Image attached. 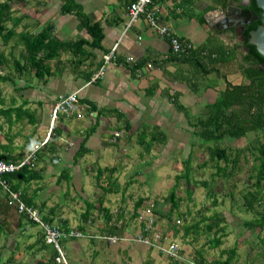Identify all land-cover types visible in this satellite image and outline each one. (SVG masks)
Instances as JSON below:
<instances>
[{
	"label": "rangeland",
	"instance_id": "1",
	"mask_svg": "<svg viewBox=\"0 0 264 264\" xmlns=\"http://www.w3.org/2000/svg\"><path fill=\"white\" fill-rule=\"evenodd\" d=\"M35 2L36 0H22L19 2L10 0L9 5L13 14L18 12V14L26 15L29 8H32L33 5L38 6ZM203 3H209V0H193L192 10L194 12H191L189 8L187 11H183L182 16L186 17L189 13L195 15L197 9ZM41 10L43 9L41 8ZM20 29L18 27L16 31L18 32ZM0 51H3L7 57L9 56L8 53L11 52L14 58H18L21 48L14 45V41L11 40L5 47L0 45ZM4 74L11 76V81L15 83L8 81L0 83V107L17 106L21 103V100L25 99L27 101L26 106H28L26 108L33 112L37 124H40L41 120L45 118L46 130L43 136L39 137V140L35 138L33 142L27 145L26 150L28 151L33 145L44 141L46 138L50 111L46 114L44 111L46 105L48 106L51 103L45 101V96L41 90L40 92L36 91L34 95H31L30 92L28 94L24 90L23 85L29 80L26 79V76L17 77L11 67L0 72V75ZM29 82L30 85L34 86L36 81L31 77ZM203 83L200 79L198 80L196 84L198 93L202 91ZM40 85V82L37 81L36 86ZM15 87L20 90H16ZM205 98L206 101L213 100L214 93L209 91ZM57 119L54 120L53 127L57 125ZM83 123H86V119L76 122L77 125ZM39 124L35 127L27 124L26 120H22L9 130H7L6 125H3L0 142L3 140L4 133H8V135L18 133L21 137L32 135ZM254 137L255 135L252 133H248L246 138L238 140L225 137L220 146L233 151L235 148L240 149L245 146L247 141L250 144L253 143ZM259 138L260 136H257V139ZM135 139L136 136H133L130 141H126L121 136L112 145H102L99 141L98 144L95 143L97 138L93 135L85 143L86 146L91 148V152L78 159L76 164L72 163L71 158H66L67 161L62 160V156L60 164L52 165L48 161L45 165L40 164L39 167L43 170L41 172L42 179L35 183L32 182L29 190H35L38 199L44 202V211L47 212L48 209H53L52 224H58L57 218L66 219L68 227L74 228L81 222L80 214L83 213L86 203L98 207L97 198L99 196L102 198V203L104 202V207H108L112 214H115L120 207L123 210L122 219L127 223L123 238L112 243L106 244L97 234H93L97 226L100 225L101 219H97L93 226H87L83 237L62 240L60 250L65 264H173L167 261L165 256L158 255L155 250L147 252L148 247L133 241L136 235L139 234V226L143 223V216L147 214L146 209H149L151 203L155 201L160 204L166 197L168 190L173 186L175 187V197L178 199L176 213H181L183 220L176 218L174 213L171 215V221L177 229V234L173 236L171 231H166V219H161L156 214L152 215V219L156 221L152 228V238L159 237L161 233L166 232L158 244L163 247L173 245L180 249L183 253L181 257L184 260L181 262L185 264V261L195 249L201 250L207 264H211L213 261L223 260L232 248L236 250L232 264H264V232L258 233L257 228L250 232L241 225L242 221H247L254 216L240 207L241 193L247 190L246 187L250 183L248 176L252 161L247 152L244 153V157L240 156L237 167L233 169L230 178L224 176L212 178L211 174L215 171L211 166L213 162L207 160V154L199 148L200 140L194 137L191 132L181 138L173 137L172 139L175 142L170 141L154 145L151 151L155 148L158 149H155L152 155L143 153L142 149L136 144ZM16 141H18V145L22 142L20 139H16ZM59 147L60 149L67 148V155L76 148V146L70 148L66 144H59ZM24 151V149H21V153ZM188 157L189 159H187ZM95 160H97L99 167H111L112 165L116 167L115 172L112 174V179H116L112 193L103 194L101 189L95 185L92 177L94 174L86 170L85 166ZM186 161L190 165L187 180H185V177L175 179L177 175L184 172ZM203 161H207L206 165L198 167ZM95 164L96 162L93 163V166ZM219 165L222 166L221 163ZM64 168L65 171L67 170L68 179L59 178L61 170ZM203 181L208 185L212 184L210 186L217 192V205L214 208L211 207V199L205 195L204 187L200 185V182ZM187 187L191 191L189 198L186 195ZM262 191L264 192V184ZM3 196V191H0V200ZM137 198H142L144 201L142 206L135 211L137 216L130 219L133 204ZM167 208L168 204H162L158 207L161 211H165ZM212 211L219 212L225 217V237L222 238L221 245L216 248H209L208 241L213 238V235L202 232H199L196 240L191 242V245L182 244V226H187L201 217H208ZM92 213L96 215L95 210ZM0 218L3 219L7 233L0 237V264H37L38 261L47 260L49 251L35 253L34 248L26 249L39 236L37 227L31 226L25 221H21L19 224L17 215L9 209ZM22 227L29 229L31 238L22 237L20 232ZM189 239L190 236H187L186 240Z\"/></svg>",
	"mask_w": 264,
	"mask_h": 264
},
{
	"label": "trees",
	"instance_id": "2",
	"mask_svg": "<svg viewBox=\"0 0 264 264\" xmlns=\"http://www.w3.org/2000/svg\"><path fill=\"white\" fill-rule=\"evenodd\" d=\"M22 1V0H14ZM59 12L61 14L72 15L77 24L76 27L80 31H84L86 37L78 38L75 42H64L59 41L50 34V25H45L40 30L35 33H28L24 30L19 32L16 28L20 25L23 17L12 18V10L10 8V0H3L0 2V45L7 46L11 40L14 41V45L20 46L22 48L21 52L18 54V58H14L11 52L8 53V57L0 51V72L6 68H10L11 65L13 72L17 77H20L22 73L32 74L34 78L38 79L42 83L47 81L43 78L44 75L47 77L51 76V64L55 61L60 53L69 51L72 55L81 54L88 55L85 49H99L101 48L102 41V28L99 22L90 23L88 18L82 11V7L75 0H58ZM164 0H158V6L163 3ZM177 1L178 6L183 7L187 5L188 0H174ZM193 2V0H191ZM132 2L129 0L127 5ZM240 0H209V3L203 7V13L218 9L224 11L226 7L237 5ZM157 4L154 0H151L150 7L153 8ZM253 12L256 16H259L258 8L255 6L254 0H249L248 4L243 7ZM159 11V10H158ZM198 18V22L203 24L202 15ZM161 19V15H160ZM258 21V20H257ZM257 21L245 25L241 36L243 41L240 42V47L242 49L246 48V51L240 55L237 64V71L241 76V82L237 85H231L226 82L223 75L218 71L213 70L210 66L214 67L215 61L213 60V55H209L207 49L203 46L191 47L183 54L173 53L168 48L166 56L159 62L161 64L167 63H185L190 67L192 71L188 76L187 81L183 79L179 80L181 83L188 86V88L197 89V82L199 79L204 78L206 75L215 72L218 76H222L224 79V88L221 91H217L211 102L204 104L200 109H198L193 115H189L186 108H184L177 101V94L167 95V100L172 105L175 111L181 113L184 119L187 121L188 126L192 129L191 134L200 140L199 148L207 154L208 161L213 162L211 165L214 168V172L211 177L224 176L230 178L232 176L233 169L237 167L240 156L244 157V153L247 152L251 156L252 165L249 169L250 174L249 185L246 187L247 190L241 193V205L240 207L247 212L252 213L254 216L247 221H242L241 225L244 229L252 232L255 228L258 229V233L264 232V192L262 187L264 184V58L253 48L246 44L248 40V33L252 31L257 23ZM233 28L221 29L220 33L232 32ZM178 39L182 42L184 40L178 36ZM188 42V41H187ZM220 53H224V59L219 57V65H228L232 58H229L232 53L235 52V47H223L219 50ZM11 58V60H9ZM211 58V59H210ZM203 59H206L203 62ZM210 60V62H209ZM154 62V60H153ZM97 63V68H98ZM131 66L130 72L136 70L137 66ZM10 66V67H8ZM91 72H87L84 77V81H89L91 77ZM11 82V76L8 74L0 75V83ZM15 85V84H14ZM153 87L148 89L150 93L153 92ZM79 104H83L81 100H78ZM88 109L91 111H96L97 116L100 114L101 110L95 109L90 103H88ZM1 105V103H0ZM27 105L25 100H21V103L17 106H8L5 108L0 107V133L3 131L2 126L6 125L7 130L13 125L22 120H26L27 124L35 126L36 120L33 116V112H30L24 106ZM117 121L121 119L124 121L123 125L118 128V130H123L128 132L130 126L124 117L118 113H114ZM96 124L91 125L83 134L81 141L78 143L77 149L72 156L73 163H76L78 159L87 155L90 151L85 146L87 138L95 130ZM248 133L255 135L254 142L250 144L249 141L242 148H235L230 151L226 147H221L220 143L223 138L227 137L233 140H238L246 138ZM60 132L56 127H53L50 131L49 141L38 148L34 153V160L29 166L22 167L11 174H6L2 176V179L7 184L11 191L19 192L21 201L27 205L35 208L44 222L52 223L53 209L50 208L48 211L52 212L48 214V211H44V202L41 204L35 203L33 198L28 197V189L32 182H37L41 179V174L39 170L35 169L37 162L43 157L45 153L49 155L55 154L57 150V138ZM135 142L142 149L143 153L149 154L152 146L154 144H161L165 142V135L163 132L158 130V133H153L152 135H147L145 129L141 128L135 131ZM257 136H260L257 139ZM7 143H0V160L5 162H14L11 154L10 144L12 141V136L8 133L4 134ZM191 145V144H190ZM190 154V153H189ZM189 159V157L187 158ZM51 163L57 164V157H50L48 159ZM207 162V161H206ZM203 161L198 167H203L206 165ZM222 164V166L219 165ZM229 166V167H228ZM93 166V163L87 164L85 166L86 170L93 173L92 176L95 185L99 187L103 194H108L113 192V186L116 184V179H112V174L115 172L116 167H104L99 168ZM190 171L189 162L186 161L184 165V172L177 175L175 179H180L185 177L187 180V175ZM105 174V175H104ZM59 178L68 179V174L66 171H62ZM205 189V195L207 198L211 199V207L214 208L217 205L216 194L212 189V184L200 182ZM188 186V185H187ZM174 186L168 190L166 197L160 202V204L155 201L151 203L149 207V212L151 215H158L161 219H166L167 232L171 231L172 235L177 234V229L175 224L171 221V215L174 213L176 218L183 220L181 213H176L178 199L175 197ZM0 191H2L0 189ZM3 198L0 200V215L4 214L8 210L6 205L7 195L3 192ZM187 198L191 196V191L186 188ZM230 197V195L228 194ZM98 207H94L91 204H87L80 214L81 222L74 228H69L66 219L57 218L58 226L63 231H68L72 229L81 234L86 233L87 226H93L97 219H101L100 225L97 226L95 233L99 238L108 244L107 237H115L116 239L123 238L124 230L127 226L126 221L122 219L123 210L119 207L115 214H112L108 207H104V202L102 203V198L99 196L97 198ZM142 198H137L133 204V212L130 219H134L137 215L135 211L142 206ZM121 202H123L121 200ZM162 204H168V208L165 211L158 209ZM96 211V215H93L92 211ZM44 211V212H43ZM16 213V212H15ZM17 214V213H16ZM18 222L20 224L21 220L25 221L31 226L34 224L25 220L23 215L17 214ZM156 221L153 220V226ZM225 217L219 212L212 211L211 215L208 217H201L197 221L187 225L182 226L181 243L184 245H191V242L196 240L199 232L212 234L213 238L208 241L209 248H216L221 245L222 238L225 237L224 233ZM3 219L0 218V237L7 234L4 227ZM21 232V231H20ZM39 236L36 238L35 242L26 247L27 250L32 249L35 246V253L41 252L49 249V255L47 260L37 264H57L54 261L55 252L44 243L43 237L38 232ZM139 233L141 235H152V230L149 232L143 231V225L139 226ZM159 235L158 240H162L164 234ZM91 234V235H93ZM96 236V235H94ZM190 236L189 240L186 237ZM91 240V239H90ZM16 245L14 246V248ZM153 249L147 248V252ZM158 255L161 254L157 252ZM182 255V251L179 250ZM223 252L221 251V254ZM236 250L232 248L228 251L227 256L223 260L213 261L211 264H232L235 258ZM162 255V254H161ZM164 256V255H163ZM165 259L173 264H185L183 262H176L165 256ZM189 261H193L196 264H207L204 254L201 250L195 249L192 251L188 257ZM9 261V260H8ZM18 264V263H16Z\"/></svg>",
	"mask_w": 264,
	"mask_h": 264
},
{
	"label": "crops",
	"instance_id": "3",
	"mask_svg": "<svg viewBox=\"0 0 264 264\" xmlns=\"http://www.w3.org/2000/svg\"><path fill=\"white\" fill-rule=\"evenodd\" d=\"M128 1L75 0L82 7V11L90 23L99 22L101 24V48L85 49L88 55H82V53L72 55L69 51L60 53L59 57L51 64V76H43V78L47 79L45 83L34 78L32 74L22 73V75L26 76V79H29L23 85L24 90L27 93L30 92L31 95L41 90L45 96V101L51 103L48 106L46 105L45 114L50 111L51 105L60 95L75 93L77 99L83 103L76 114L70 117H58L57 125L55 126L60 132L56 141L57 150L55 154L49 155L45 153L37 162L35 169L39 170L40 174L43 171L39 167L40 164L45 165L50 157H57V164H60L61 156L62 160L67 161L66 158H71L72 160V156L84 132L94 123L96 124V128L87 138L86 143L93 135L97 138V141L94 142L98 144L99 141L102 145H112L121 136L123 140L130 141L135 136V131L141 128L145 129L147 135H152L154 132L158 133V130L163 132L166 137L165 142L167 143L170 141L173 142V137L181 138L187 136L192 129L188 126L183 115L174 110L166 98L167 95L177 94V101L186 108L189 115H193L204 104L212 101L205 100V95L209 91H212L215 96L217 91L223 90L225 85L224 79L231 85H237L241 82V76L237 71V64L240 55L245 51L239 45L241 42L240 37L234 29L232 32L220 33L222 28L216 24L220 18L211 13V11L204 13L202 11L207 3L201 4L195 15L189 13L186 17H183V11H187L189 8L191 12H194L192 10L194 4L191 0H188L187 5L183 7L176 5L177 1L174 0H164L158 6V0H154L157 4L154 8L160 12L161 22L171 32L190 42L193 47L203 46L207 49L209 55L215 54V56L213 55L215 64L220 63L218 60L220 59L219 57L225 58L224 53L219 52L221 48L235 47V52L229 56V58H232V61L228 65L218 64L216 66L214 64V67L210 66L213 70L223 75L224 79L215 72L206 75L200 79L204 83L202 91L198 93L196 91L197 89L188 88V86L179 81L181 79L187 81V75L192 72L188 65L185 63L161 64L159 62L165 58L168 50V44L165 40L158 38L155 32L148 28L142 20L136 21L126 29L127 16L125 5ZM35 3L38 6L32 4V8H29L26 15L18 14V12L12 13V18L23 17V20L18 26L21 28L20 31L24 30L28 33H35L45 25H50V34L59 41L75 42L78 38L86 37L84 31H80L76 27L77 22L72 15L61 14L59 12L60 2L58 0H36ZM215 10L219 11L218 9ZM202 13L204 15L201 18L203 24H200L198 18H200ZM113 45H116V61L106 66L105 72L99 80L93 83L84 81L87 72H91V75L96 72V64H101L102 55ZM128 57L134 60V63L131 65L123 63L124 59ZM205 61L206 59H203V62ZM139 64L141 65L137 66L136 70L130 72L131 66ZM31 77L36 82L39 81L41 85L36 86V82L34 86L30 85L29 81H31ZM206 81L208 83H205ZM151 87L154 89L152 93L148 91ZM15 89L20 90L16 87ZM88 103L95 109L101 110L98 116L95 110L91 111V109H88ZM26 107L28 106L25 105L24 108ZM114 113L122 115L124 120L128 122L130 126L128 132L118 130L124 121L122 119L117 121ZM84 119H86V123L82 125L76 124L77 121L80 122ZM38 124L36 122L35 127ZM35 130L32 135L30 134L25 137H21L18 133L9 135L12 136L10 156L13 161L24 157L27 153V145L33 142L35 138L39 140V137L43 136L46 130L45 118L41 120L39 127ZM4 134L3 140L0 143L6 144L7 140L4 138ZM115 134L116 136H114ZM16 139L22 141L20 145L17 144L18 141ZM58 143L66 144L70 148L76 146V148L73 152L69 151L71 153L67 155V148H61V150ZM86 147L91 152V148ZM21 149L25 151L21 153ZM155 149L150 150L149 154L152 155ZM48 162L50 163V161ZM95 162L96 164L94 166L99 167L97 160L93 163ZM51 164L56 165L55 163ZM104 167L108 166L99 168ZM62 171H65V168ZM27 195L33 198L35 203H42V200L40 201L38 199L35 190L28 189ZM8 209L13 211L10 208ZM51 213V211H48V214ZM21 234L22 237L27 236L31 238V233L26 227L21 228ZM32 248H35V246ZM48 250L47 248L43 252L46 253Z\"/></svg>",
	"mask_w": 264,
	"mask_h": 264
},
{
	"label": "built area",
	"instance_id": "4",
	"mask_svg": "<svg viewBox=\"0 0 264 264\" xmlns=\"http://www.w3.org/2000/svg\"><path fill=\"white\" fill-rule=\"evenodd\" d=\"M151 0H132L126 7V16L127 23L126 29L133 25L136 21L142 20L145 25L153 30L158 38L165 40L168 44V48L173 53L183 54L188 49H190L192 44L190 42H182L178 39V35L170 31V29L161 22L160 12L156 8L150 7ZM116 45H113L105 54L101 57V64L97 68L96 72L92 75L89 80V83H93L96 80H99L106 69V66L112 64L116 61ZM124 64L134 63L133 58H126L123 61ZM80 104L76 97L75 93H69L65 95H60L56 98L53 105L50 108L49 112V125L48 131L46 133V138L44 141L33 145L28 149L27 153L19 160L14 162H5L0 160V189L7 195L6 205L15 211L17 214L23 215L26 221L35 225L40 231L43 241L48 245L54 252L55 257L54 261L59 264H65L64 258L60 250V242L65 239H74L83 237V234L76 232L72 229L68 231H63L58 225H54L49 222H44L41 220L40 214L38 211L31 207L25 205L20 199V193L11 191L5 181L2 179L3 175L11 174L17 171L18 169L29 166L34 160L35 151L45 144L49 137L50 131L53 128L54 120L59 116L70 117L76 114L80 110ZM116 136V134L114 135ZM146 213L143 218V231L149 232L153 228V217L149 210L146 209ZM109 243L117 240L115 237L106 238ZM159 237L152 238V235H141L140 233L136 235L133 241H136L142 245H145L148 248L160 252L162 255L169 257L173 261L181 262L184 261L179 253L180 249L173 245H168V247H163L159 243ZM186 264H196L193 261H185Z\"/></svg>",
	"mask_w": 264,
	"mask_h": 264
},
{
	"label": "water",
	"instance_id": "5",
	"mask_svg": "<svg viewBox=\"0 0 264 264\" xmlns=\"http://www.w3.org/2000/svg\"><path fill=\"white\" fill-rule=\"evenodd\" d=\"M243 1L244 2L240 6L226 7V12L214 10L211 11V13L223 20L224 24L221 27L222 29L234 28V31H237L241 41H243L241 32L243 31L244 26L251 24L252 21L258 20L254 29L248 33L246 44L264 58V0H254L255 6L259 11V16H256L253 12H245V14H241V7L246 6L249 0ZM228 12H231L233 15L229 17ZM229 18L234 20V22H226Z\"/></svg>",
	"mask_w": 264,
	"mask_h": 264
},
{
	"label": "flooded vegetation",
	"instance_id": "6",
	"mask_svg": "<svg viewBox=\"0 0 264 264\" xmlns=\"http://www.w3.org/2000/svg\"><path fill=\"white\" fill-rule=\"evenodd\" d=\"M244 1L243 0H240V2L237 4V5H233V6H240L242 3H243ZM220 11V10H219ZM222 12H226V9L224 10V11H222ZM245 12H251V11H249V10H247V9H243V7H241V14H245ZM228 15H229V17H231V15H233L231 12H228ZM257 21V20H256ZM226 22H228V23H231V22H234V20H232V19H230L229 18V20L228 21H226ZM253 22H255V21H252L251 23H253ZM220 28L222 27V25L224 24V22H223V20L222 19H219L218 21H217V23H216ZM234 29V28H233Z\"/></svg>",
	"mask_w": 264,
	"mask_h": 264
}]
</instances>
